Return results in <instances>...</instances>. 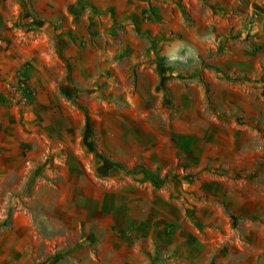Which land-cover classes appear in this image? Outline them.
Returning <instances> with one entry per match:
<instances>
[{
    "label": "rangeland",
    "instance_id": "obj_1",
    "mask_svg": "<svg viewBox=\"0 0 264 264\" xmlns=\"http://www.w3.org/2000/svg\"><path fill=\"white\" fill-rule=\"evenodd\" d=\"M83 2L85 6L80 0H0V6L9 7L3 13L8 20L18 17L15 27H32L26 12L34 15L43 27L38 35H47L58 55L61 42L82 50L96 45L99 36L112 39L116 53L125 50L117 61H127L118 63L117 88L108 94L116 115H131L123 85L130 84L129 93L142 81L138 72H148V85L154 75L159 88L158 94L149 93L150 123L180 135L179 141L162 139L150 125V150L160 157L164 147L174 155L138 157V165L131 167L104 155L92 116L82 110L81 143L93 154L85 158L91 177L120 181L101 169L113 163L127 180L146 182L150 214L153 200L164 196L165 230L176 238V249L157 253L152 263L264 264V0ZM173 47L194 56L186 64L170 63L166 53ZM53 68L57 71L56 63ZM53 74L58 94L67 96V74ZM99 74L101 87L106 74ZM1 94L9 104L26 107L34 97L27 70ZM200 133L213 134L212 140L185 138ZM63 155L66 150L60 147L48 146L31 156L26 148L11 159L18 167L31 165L29 171L0 173V264H90L99 259L91 244H80L92 234L80 224L83 212L76 211L86 190L72 186L74 174L67 179L61 172ZM62 209L70 220L68 229L60 221Z\"/></svg>",
    "mask_w": 264,
    "mask_h": 264
},
{
    "label": "crops",
    "instance_id": "obj_2",
    "mask_svg": "<svg viewBox=\"0 0 264 264\" xmlns=\"http://www.w3.org/2000/svg\"><path fill=\"white\" fill-rule=\"evenodd\" d=\"M8 9V6H0V96L6 87L15 85L19 72L26 69L34 97L26 107L13 106L0 98V128H3L0 129V173L29 171L31 165L18 167L12 165L11 159L12 155L19 157L26 148L31 156L42 154L48 146L60 147L66 150L64 159L59 163L61 172L66 174L67 179L68 174H74L72 186L86 190L80 203L78 200L75 203L82 205L76 210L84 214L80 224L83 223L84 229L92 233H88L80 244L84 247L91 244L100 254L99 259L90 264H154L152 260L157 253L174 252L176 238L167 235L165 230L164 196L153 200L155 210L150 214L153 206L147 205L152 200L146 182L127 180L125 172L113 163H107L106 168L101 169H107L108 178H119L120 181L109 182L91 177L93 171L91 166L86 165L85 158L89 160L93 154L88 153L81 143V128L86 124L84 111H88L99 133L100 148L107 157L125 160L131 167L138 165V157L156 159L164 157V154L171 157L173 153L165 151L164 147L160 150V157L149 148L151 127L160 133L162 139L179 141L180 136L174 128L166 134L150 123L149 93L159 92L155 85L156 76H152L153 83L148 85V72H138L142 81L136 87L132 85L129 93L127 86L130 84L123 85L125 99L130 104L127 110L131 115L119 118L117 107L112 103L113 97L108 94L117 88L116 76L121 74L118 63L127 62L123 59L117 61L118 56H124V49L116 53L114 41L99 36L96 45L82 50L64 46L61 42L62 51L59 55L55 54L49 37L38 35L43 32V27L34 15L26 12L32 27L25 24L15 27L18 17L8 20L3 15ZM27 32L32 34L31 39H28ZM106 44L107 49L104 48ZM64 54L70 58L67 62L64 61ZM220 61L222 63V59ZM55 63L57 71L53 68ZM53 72H62L63 77L67 74V96H60L56 85L52 84ZM99 73L106 74L100 81L105 84L101 87L96 79ZM78 114L82 115V120L75 116ZM13 130L18 133L17 137L9 135ZM211 135L200 133L199 136L185 138L212 140ZM98 156L101 157L100 154ZM66 212L62 209L59 217L64 228L68 229L70 220ZM48 228L52 229L51 226Z\"/></svg>",
    "mask_w": 264,
    "mask_h": 264
},
{
    "label": "clouds",
    "instance_id": "obj_3",
    "mask_svg": "<svg viewBox=\"0 0 264 264\" xmlns=\"http://www.w3.org/2000/svg\"><path fill=\"white\" fill-rule=\"evenodd\" d=\"M166 55L170 63L181 62L186 64L188 59L193 58L194 53L182 47H173L167 51Z\"/></svg>",
    "mask_w": 264,
    "mask_h": 264
},
{
    "label": "trees",
    "instance_id": "obj_4",
    "mask_svg": "<svg viewBox=\"0 0 264 264\" xmlns=\"http://www.w3.org/2000/svg\"><path fill=\"white\" fill-rule=\"evenodd\" d=\"M80 4H81V5H84V6L86 5V4L83 2V0H80Z\"/></svg>",
    "mask_w": 264,
    "mask_h": 264
}]
</instances>
